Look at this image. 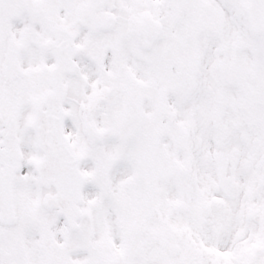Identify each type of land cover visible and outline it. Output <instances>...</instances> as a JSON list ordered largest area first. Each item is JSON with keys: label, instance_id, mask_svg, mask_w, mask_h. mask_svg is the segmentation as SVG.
<instances>
[{"label": "snow or ice", "instance_id": "6c2138e0", "mask_svg": "<svg viewBox=\"0 0 264 264\" xmlns=\"http://www.w3.org/2000/svg\"><path fill=\"white\" fill-rule=\"evenodd\" d=\"M0 264H264V0H0Z\"/></svg>", "mask_w": 264, "mask_h": 264}]
</instances>
